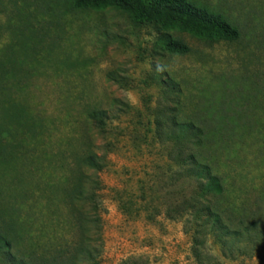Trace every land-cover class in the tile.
<instances>
[{
	"label": "rangeland",
	"instance_id": "374dc122",
	"mask_svg": "<svg viewBox=\"0 0 264 264\" xmlns=\"http://www.w3.org/2000/svg\"><path fill=\"white\" fill-rule=\"evenodd\" d=\"M192 1L227 17L239 40L209 43L172 31L192 50L170 54L157 45V27L137 26L117 9L0 0V123L7 126L5 114L23 106L48 128L0 164V208L13 212L25 252L53 253L61 240L80 241L87 232L74 224L65 196L76 162L61 150L88 103L111 111L104 129L93 127L107 158L100 191L96 173L89 183L99 192L101 221L88 226L100 251L96 264H196L193 233L164 213L181 186H195L171 178L173 146L157 122L171 126L174 114L203 128L201 154L223 181L225 207L243 216L242 231L249 225L264 238V0ZM171 82L181 90L178 111ZM227 244L209 238L214 264H264V240L242 235Z\"/></svg>",
	"mask_w": 264,
	"mask_h": 264
},
{
	"label": "trees",
	"instance_id": "16d2710c",
	"mask_svg": "<svg viewBox=\"0 0 264 264\" xmlns=\"http://www.w3.org/2000/svg\"><path fill=\"white\" fill-rule=\"evenodd\" d=\"M72 8L80 11L117 9L126 14L137 26L153 25L159 29L157 45L170 53L187 55L191 47L174 37L172 31L188 33L209 43L237 41L240 30L222 13L199 6L192 0H73ZM87 63H83L85 67ZM165 82H168L166 80ZM164 83V81H163ZM178 96H173L174 111L181 105V90L171 82L168 86ZM115 103H119L117 98ZM72 121L76 123L73 138L66 143L62 155L75 160V168H70L65 196L70 205L75 225L86 229L80 241L61 240L56 252H25L21 246V234L13 212L0 208V261L4 264H96L100 251L94 246L95 241L89 234V223L100 224L99 192L102 186L99 173L106 168L107 158L100 155V146L93 133L95 124L100 129L111 117V111L103 106L88 103ZM5 118L7 126L0 123V164L9 163L25 148L28 138H38L45 134V117L30 113L23 106H16L8 111ZM171 126L166 127L164 120H158L159 130L170 137L172 142L171 161L175 182H194L193 190L187 192L181 186L174 193V202L166 207L165 215L172 220L182 219L186 229L193 234L192 252L196 264H214L213 256L208 253L207 243L212 236L220 242L223 249L228 245V238L236 239L247 235L254 244L264 240L257 228L244 225L243 216L225 207V186L221 177L213 172L211 164L201 154L206 143L204 130L196 123L178 119V114L171 117ZM8 134L11 140L5 136ZM97 179L91 180V175ZM90 180L98 191L90 192ZM189 191V190H188ZM189 193V194H188ZM91 205V206H90ZM160 209L159 206H155ZM148 210L150 208H147ZM153 211V209H152ZM97 214L91 220L90 213ZM154 220L155 214L148 215ZM238 223H236V221ZM255 227V226H254ZM233 249V248H231ZM226 251V250H224ZM229 256L235 257L232 255ZM251 256L255 255L251 252ZM240 255V254H239Z\"/></svg>",
	"mask_w": 264,
	"mask_h": 264
}]
</instances>
